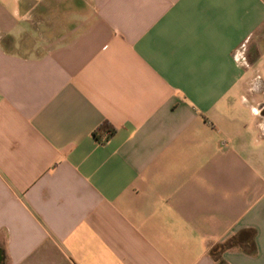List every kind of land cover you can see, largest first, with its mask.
I'll list each match as a JSON object with an SVG mask.
<instances>
[{"label": "crops", "instance_id": "obj_1", "mask_svg": "<svg viewBox=\"0 0 264 264\" xmlns=\"http://www.w3.org/2000/svg\"><path fill=\"white\" fill-rule=\"evenodd\" d=\"M0 264H264V0H0Z\"/></svg>", "mask_w": 264, "mask_h": 264}, {"label": "trees", "instance_id": "obj_2", "mask_svg": "<svg viewBox=\"0 0 264 264\" xmlns=\"http://www.w3.org/2000/svg\"><path fill=\"white\" fill-rule=\"evenodd\" d=\"M104 132H108L109 135H111V134H113L114 130L112 128H110V125L109 124L106 123L104 125V130L102 131V135H103ZM101 136L99 134H96V137H97L98 140L101 139Z\"/></svg>", "mask_w": 264, "mask_h": 264}]
</instances>
